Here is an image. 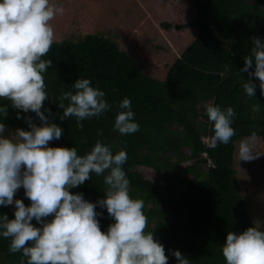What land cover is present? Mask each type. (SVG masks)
Instances as JSON below:
<instances>
[{"label":"trees","instance_id":"1","mask_svg":"<svg viewBox=\"0 0 264 264\" xmlns=\"http://www.w3.org/2000/svg\"><path fill=\"white\" fill-rule=\"evenodd\" d=\"M186 1L194 8L186 26L195 27L197 35L168 66L163 79L146 73L135 55L108 34L86 33L53 43L42 57L52 60L44 73L51 100L44 105L51 110L49 119L63 133L49 144L75 146L78 154L97 139L113 151L125 148L128 159L122 167L130 180V196L144 200L145 230H153L154 239L164 245L168 264H175L170 254L175 249L188 256L191 264H225L220 251L225 233L240 232L253 222L241 194L234 149L242 137L253 133L264 137V96L257 82L255 97H248L242 83L250 77L239 71L252 37L264 39V0ZM162 25L171 27L170 23ZM80 77L101 88L112 105L99 119L82 121L83 129L76 128L74 118L61 121L55 115L61 112L56 97ZM124 97L131 100L140 129L121 136L112 125L116 104ZM208 102L232 106L236 112L235 135L226 145L208 147L212 128L203 108ZM3 103L8 102L0 99ZM257 103L261 110L254 112L252 106ZM17 111L8 105L4 123L9 131L27 129L25 120L17 119ZM24 116L40 123L31 111L21 112ZM98 130L103 134L98 135ZM144 168L152 170L150 176ZM104 187L103 177L93 173L90 180L69 191L95 201L103 197ZM15 196L30 204L24 193ZM13 209L14 205L0 206V214L13 218ZM97 211L104 213L98 217L104 231L111 219L106 209ZM8 245L9 240L0 237V264H21V253H10Z\"/></svg>","mask_w":264,"mask_h":264},{"label":"clouds","instance_id":"2","mask_svg":"<svg viewBox=\"0 0 264 264\" xmlns=\"http://www.w3.org/2000/svg\"><path fill=\"white\" fill-rule=\"evenodd\" d=\"M64 12L54 0H0V99L8 102L0 104V206L14 205L13 218L0 214V237L9 240L10 253H21V264H168L164 245L154 239L153 230H145L144 200L130 196V180L122 167L128 159L125 148L113 151L97 139L78 154L75 146L49 144L63 130L49 119L51 110L44 105L50 99L44 73L52 60L42 57L53 43H60L51 21ZM243 61L239 71L250 77L242 78L244 93L255 97L258 82L264 96V39L252 37ZM56 101L61 112L55 115L61 121L74 118L77 129H83L82 121L99 119L112 108L105 92L86 77L76 78ZM9 104L19 110L16 117L25 120L27 129H6ZM116 107L113 131L121 136L139 131L131 100L124 97ZM203 108L212 128L208 147L228 144L235 135L234 108L212 102ZM252 110L259 112L261 104ZM29 111L39 124L31 116L21 117ZM255 135L240 140L238 162L264 155L256 148ZM93 173L103 177L102 198L90 201L69 191ZM21 187L28 205L15 196ZM97 208L106 209L111 219L104 231L98 219L104 213ZM220 251L225 264H264V221H253L240 232L227 231ZM170 254L175 264H191L178 249Z\"/></svg>","mask_w":264,"mask_h":264},{"label":"rangeland","instance_id":"3","mask_svg":"<svg viewBox=\"0 0 264 264\" xmlns=\"http://www.w3.org/2000/svg\"><path fill=\"white\" fill-rule=\"evenodd\" d=\"M64 14L51 21L56 39L77 38L86 33L113 36L119 45L135 55L149 75L163 79L168 66L195 38L197 31L186 26L194 8L186 0H54ZM170 23L166 28L162 24ZM179 24H182L180 27ZM7 135V131L5 133ZM251 137V136H248ZM235 142L234 166L241 194L253 221H264V155L238 162ZM256 148L264 151V137L255 136ZM150 176L152 170L144 168ZM17 193H24L21 187Z\"/></svg>","mask_w":264,"mask_h":264}]
</instances>
